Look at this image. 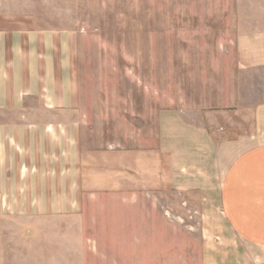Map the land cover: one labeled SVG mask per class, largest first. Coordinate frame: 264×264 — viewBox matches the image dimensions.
I'll use <instances>...</instances> for the list:
<instances>
[{"label": "rangeland", "instance_id": "rangeland-1", "mask_svg": "<svg viewBox=\"0 0 264 264\" xmlns=\"http://www.w3.org/2000/svg\"><path fill=\"white\" fill-rule=\"evenodd\" d=\"M2 14L78 33L96 148L156 147L163 111L218 142L255 129L264 67L243 69L242 58L262 60L264 47L244 52L236 40L263 32L264 0H0ZM163 197L135 208L102 197L79 219H26L0 206V264H200L216 237L205 236L198 196Z\"/></svg>", "mask_w": 264, "mask_h": 264}, {"label": "crops", "instance_id": "crops-1", "mask_svg": "<svg viewBox=\"0 0 264 264\" xmlns=\"http://www.w3.org/2000/svg\"><path fill=\"white\" fill-rule=\"evenodd\" d=\"M260 29L240 33L241 51L264 47ZM243 56L252 62L243 69L264 67V55ZM89 108L78 33L0 15L1 207L26 219H79L102 197L135 208L145 198L195 194L205 236L216 237L204 243L200 264H264V105L254 131L220 142L163 111L154 148H96L93 120L82 113ZM228 233L238 245L225 242Z\"/></svg>", "mask_w": 264, "mask_h": 264}]
</instances>
